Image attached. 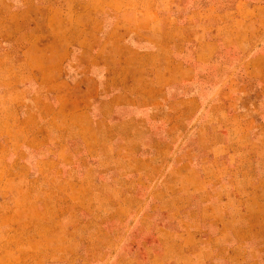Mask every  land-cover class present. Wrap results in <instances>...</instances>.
I'll return each instance as SVG.
<instances>
[{"label": "rangeland", "instance_id": "1", "mask_svg": "<svg viewBox=\"0 0 264 264\" xmlns=\"http://www.w3.org/2000/svg\"><path fill=\"white\" fill-rule=\"evenodd\" d=\"M5 2L0 24V264H264V171L248 170L247 161V155L253 163L261 158L262 142L230 141L241 155L234 168L218 173L222 185L216 180L201 187L197 171L187 173L169 156L168 143L150 145L138 138L116 145L115 129L100 120L146 108H119L131 99L116 96L119 85L128 88L132 77L136 86L149 88L144 80L150 71L138 68L147 61L132 60L142 51L133 38L144 40L147 22L156 23V43L160 25L170 20L165 13L170 6L182 3L188 11L198 3L217 5L224 14L205 9L202 15L225 19L233 15L237 0ZM23 55L21 62L16 59ZM19 63L28 71L21 77L7 69ZM132 93L141 99L140 92ZM157 114L165 115L163 110ZM83 131L93 132L86 164L114 165L117 153V163L127 165L135 154V163H156L161 169L133 179L123 170L103 172L106 180L120 177L123 188L100 185L94 175L84 186L71 178L53 186L29 182L36 173L26 169L33 164L50 166L54 157L72 163L67 154L78 155V164L86 153ZM205 174L213 178L217 173Z\"/></svg>", "mask_w": 264, "mask_h": 264}, {"label": "crops", "instance_id": "2", "mask_svg": "<svg viewBox=\"0 0 264 264\" xmlns=\"http://www.w3.org/2000/svg\"><path fill=\"white\" fill-rule=\"evenodd\" d=\"M5 3V0H0V24L1 12L6 10ZM215 6L198 3L188 11H185L182 3L170 6L169 13L165 12L170 20L160 25L162 31L159 32V41L156 43L152 39L156 23L153 20L147 22L144 27L149 34L142 35L144 40L133 38L134 45L142 44V51L138 58L135 54L132 60L147 61L142 66L138 63V68H143L144 65L150 71L144 80L149 88L145 89L144 83H141L138 89H129L138 87L132 77L128 80V88L119 85L116 96L126 98L129 95L131 99L130 103L128 101L117 106L119 108H146L137 114L133 112L130 115L100 119L109 128L115 129L116 145L126 139L136 142L138 138L142 143L148 140L150 145L162 143L166 146L168 143L169 156L175 158L180 163V168H185L187 173L197 171V184L201 187L216 180L222 185L218 181V173L234 168L233 165L241 155L231 149L230 141L244 139L250 143L257 140L264 144V2L237 0L231 8L233 15L225 19L216 18L218 15L210 18L208 13L202 15L205 9H211L214 13L219 11V15L224 14ZM240 8L245 9L244 13ZM6 15L5 13L4 16ZM2 26L7 25L5 23ZM118 56L119 54L116 55L117 59L121 58ZM23 58L25 55L16 57L20 62ZM7 69H13V74L20 77L28 73L22 63L11 65ZM42 70L36 69L35 75L41 74ZM118 71L117 65L116 76L118 80H122L121 77L119 79ZM52 74L54 73L51 72ZM105 80L108 82L107 77ZM133 91L140 92V100H137ZM149 91L155 93L149 96L146 93ZM144 98L148 100L140 104L139 101ZM192 105L193 109L188 112L187 108ZM158 110H163L165 115H158ZM176 112L180 113L179 116ZM236 124L238 129L234 126ZM152 125H159L160 128L152 131ZM92 134V131L81 132L86 153L78 158V164L76 154H67V158L72 157V163L68 164L57 157L52 159L53 164L50 166L33 164L26 169L36 173L29 182L36 179L47 186H53V183L59 185L60 181L68 182L71 178L75 185L84 186L90 181L86 179L89 177L92 180L91 175H94L100 185L123 188L124 185L119 183L120 177L117 182L106 180L103 172L110 170L120 173L123 170L133 179L161 169L156 163L145 161L143 166L135 163L138 159L134 158L133 153V159L127 165L120 166L117 163V153L113 155L116 162L114 165L86 164L87 156L92 155L87 144ZM259 151L262 153L261 158L255 159V163L251 155H247V161H251L248 170L264 171V148ZM97 154L101 161L102 154ZM243 157L246 155L243 154ZM207 170L217 174L213 178L207 177ZM137 172L141 174L137 176ZM147 182L151 185L154 183L152 180Z\"/></svg>", "mask_w": 264, "mask_h": 264}]
</instances>
